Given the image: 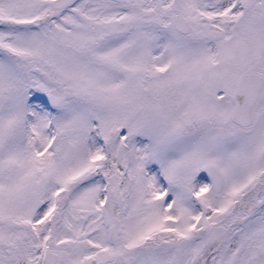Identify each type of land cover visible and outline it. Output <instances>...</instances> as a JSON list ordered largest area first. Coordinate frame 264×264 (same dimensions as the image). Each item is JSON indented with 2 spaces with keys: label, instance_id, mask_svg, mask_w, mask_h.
Returning a JSON list of instances; mask_svg holds the SVG:
<instances>
[{
  "label": "snow or ice",
  "instance_id": "obj_1",
  "mask_svg": "<svg viewBox=\"0 0 264 264\" xmlns=\"http://www.w3.org/2000/svg\"><path fill=\"white\" fill-rule=\"evenodd\" d=\"M0 264H264V0H0Z\"/></svg>",
  "mask_w": 264,
  "mask_h": 264
}]
</instances>
